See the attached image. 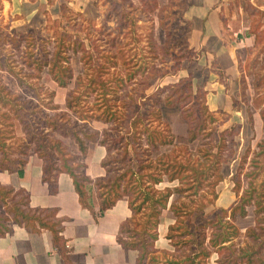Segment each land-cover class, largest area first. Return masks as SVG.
<instances>
[{"label": "trees", "instance_id": "16d2710c", "mask_svg": "<svg viewBox=\"0 0 264 264\" xmlns=\"http://www.w3.org/2000/svg\"><path fill=\"white\" fill-rule=\"evenodd\" d=\"M6 1L11 3V0ZM58 10L66 24L47 17L45 26L19 34L10 32L11 20L2 25L0 16V74L10 76L21 91L13 92L0 77V173L22 177L25 157L32 151L42 161V181L48 185L50 193L57 192L58 175L67 174L78 202L93 216L90 186L96 189L100 215L125 198L132 217L120 225L116 241L123 249L138 253L135 264H210L213 256L215 264H264V180L258 186L248 183L229 208H220L211 219L203 220L192 230L189 227L197 219V213L200 217L204 215L203 202L192 208L191 204L196 201L192 197L199 195L212 169L215 175L209 183L216 198L213 188L223 180L219 162L233 158L240 126L222 131L216 143L215 112L209 110L206 99L209 92L193 85L192 73L176 83L157 87L155 92L145 96L151 87L147 81L165 76L164 71L150 67L139 80L135 78L136 71L126 69V72L115 73L118 58L110 49L116 46V37L105 40L109 44L105 49L96 37L82 35L83 23L91 20L73 14L64 3ZM125 16L127 13L121 10L119 19ZM260 27L257 29L252 24L247 32L254 37V48L264 40ZM121 51L118 53L125 67L129 60ZM71 54L79 56L83 65V72L78 76H74L71 67ZM179 66L176 64L174 70ZM214 66L213 63L212 68ZM44 72L60 89L74 82L73 88L65 94L64 111L54 103L55 92L41 83ZM134 81L135 87L131 86ZM24 91L29 96L23 95ZM161 105L178 108L186 125L187 143H198L194 152L182 146L159 154L163 147H174L171 128L159 110ZM246 113L253 132V118L248 107ZM259 115L264 137V108ZM93 123L105 128L95 130L91 127ZM15 125L19 126L23 139L13 150L9 144L15 139ZM67 139L74 143L76 152L64 143ZM89 142H97L104 148L105 156L100 162L106 174L104 178L91 180L81 174L85 165L80 159L87 154ZM261 146H264V139L258 145ZM221 147L224 148L222 157ZM245 159L246 154L233 177L235 195L241 185ZM161 185H164L162 189ZM28 200L24 190L0 185V207L3 209L0 236L10 231L8 222L35 229L37 221L40 227L50 228L56 242L63 246L64 240L59 236L61 228L43 223L39 214L44 212L30 210ZM249 208L253 225L241 234L235 223L248 216ZM164 210L174 217L165 236L172 251H160L155 246ZM46 214L47 218L55 216L53 211ZM239 238L242 240L237 242ZM62 251L65 255L64 249Z\"/></svg>", "mask_w": 264, "mask_h": 264}, {"label": "rangeland", "instance_id": "374dc122", "mask_svg": "<svg viewBox=\"0 0 264 264\" xmlns=\"http://www.w3.org/2000/svg\"><path fill=\"white\" fill-rule=\"evenodd\" d=\"M2 1L6 0H0V4ZM142 1L143 4L140 3V0H124L123 2L120 0H51L53 6H50V12H46L47 14L45 15L39 12L38 16L31 19L32 21L29 23L27 18L14 22L11 18L6 17L4 14L2 15L1 10L0 16L3 19L1 24L4 25L11 20L13 22V24L10 22L12 27L10 32L12 34H19L27 29L36 31L45 26L47 17L62 20L58 6L64 3L71 9L73 14H80L83 19L91 20L90 23H83L85 31L82 35L89 34V38L96 37L97 42L101 43L105 49L109 45L105 40L114 36L116 37V46L110 49V52L116 53V57L118 58L115 73L118 71L126 72V69L129 72L136 71L137 76L135 78L138 80L144 78L149 68L153 66L166 73L165 76H159L147 81L151 84V87L144 93L145 96L151 95L157 87L176 83L180 78L187 77L189 73H192L195 77L193 80L194 86L208 88L210 85L206 82L208 78L212 77L204 74L205 67L203 60L201 62L199 60L201 54L200 52L190 53L187 46L190 25L184 14L193 1ZM228 2V6H235L236 3L237 5L240 3V6H244L248 0H228ZM121 10L127 13V16L122 20L119 19ZM250 13L257 16L258 19L262 16L260 12L254 9ZM258 19H254L253 24L257 29H259L258 26L260 25V19ZM62 22L66 24V21L62 20ZM71 31L74 33L73 30ZM100 38L102 39L100 40ZM119 50H122L121 52L125 53L126 58L129 60L127 62L128 65L125 67L121 63ZM97 64L99 63L97 62ZM176 64L180 66L177 70H174ZM71 67L74 76H78L83 72V65L79 60V56L71 54ZM214 69V72L212 70L210 72L217 73L219 81L226 84L225 91L230 95L232 100V110L230 112H215V142L219 143V135L226 129L238 125L240 126V132L235 137L236 145L234 147L235 154L233 158L223 161L221 159L219 162L223 180L213 188L216 198L211 192L212 186L209 183L214 178V169L210 171L208 180L203 183L199 195L192 197L196 201L191 204V207L196 208L200 202H203L204 215L200 217L199 213L196 214L197 219L189 226L191 230L196 225L201 224L203 220L211 219L220 208H229L234 201L238 200L243 190L248 187V183H256L258 186L264 180V146L258 147L264 139L263 132L255 133L250 130L246 113L247 107L250 109L252 115L259 113L264 108V40L256 48L248 52L239 53L237 75L233 81L229 83L224 82L227 77L220 75V67L214 66ZM0 77L9 89L15 93H21L10 76L6 73H1ZM41 83L48 90L55 92L54 103L59 105L61 110L64 111L65 94L69 89L73 88L74 82H71L66 89H60L50 81L44 72L41 75ZM136 84V81H134L131 86L135 87ZM23 95H25V91ZM27 95L29 96V93ZM159 110L162 119L170 126L174 136V147H163L160 149L159 154L168 153L172 148H180L182 146H186L191 152H194L198 143H187L186 125L180 117L178 108L161 105ZM91 127L98 131L105 128V126L99 123H93ZM14 136L15 139L11 140L9 144V147L11 146L13 150L18 148L21 139H23L18 125H15ZM64 143L72 152L77 151L76 146L71 140H64ZM223 150L224 148L221 147V153ZM245 154L246 159L242 169L241 185L236 192L238 195H235L233 177L241 163L242 156ZM251 172L253 174L249 175ZM257 186L256 188H258ZM163 187L164 185L159 186L160 189ZM184 200L188 202L189 198H184ZM248 213L249 216L247 218L239 219L235 223L241 234H243L246 227L253 225L251 208L248 209ZM168 224V219L162 217L161 227L163 229L161 228V232L166 229L165 227L169 226ZM238 240L240 242L242 238L237 239V242ZM158 246H160V243H158ZM214 260L215 256L211 258L210 264H215Z\"/></svg>", "mask_w": 264, "mask_h": 264}, {"label": "crops", "instance_id": "0c3cea01", "mask_svg": "<svg viewBox=\"0 0 264 264\" xmlns=\"http://www.w3.org/2000/svg\"><path fill=\"white\" fill-rule=\"evenodd\" d=\"M192 1L184 14L190 25L187 37L188 49L200 52L199 60L200 62L203 60L204 74L212 77L206 82L210 86L203 87L209 91L206 97L209 110L230 112L231 97L226 93V84L219 81L217 73L210 72L215 70L212 64L220 67V72L227 77L224 82L229 83L235 79L239 53L254 49V37L247 35L251 25L254 24V19H258L250 13L253 9L262 15L259 22L260 30L264 32V0H248L244 6H240V3L228 6V0ZM1 4L2 15L11 18L14 22L27 18L28 23L37 17L39 12L43 15L45 12L49 13L50 6H53L47 0L35 2L11 0V3L2 1ZM11 24L10 29H12ZM238 36L241 38H237ZM252 117L254 132L262 133L263 122L259 113L253 114ZM87 146V154L80 159L85 165L81 174L91 180L104 178L105 171L100 167V162L105 156L104 148L97 142H89ZM25 159L23 176L18 177L15 173H0V185L14 190H24L29 197L28 208L32 211L44 212L39 214V217L49 227L61 228L59 236L64 240V245L60 246L54 239L52 230L40 227L37 221L34 222L35 229L8 222L10 231L0 236V264L136 263L138 253L123 249L116 241L120 225L132 217L125 198L100 215L95 196L96 189L90 186V198L95 212L93 216L78 202L72 181L67 174L58 175L57 192L52 194L48 185L42 181V161L32 151H29ZM50 211H53L55 216L47 218L46 213ZM0 213H3L1 207ZM162 217L168 219V225L174 221L173 215L168 210L162 212ZM161 226L160 223L156 249L172 251L165 239L168 226L163 232Z\"/></svg>", "mask_w": 264, "mask_h": 264}]
</instances>
